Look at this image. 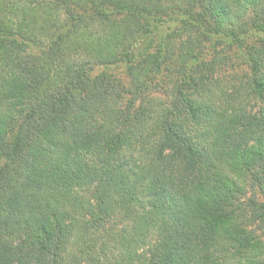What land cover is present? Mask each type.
Segmentation results:
<instances>
[{"label":"trees","instance_id":"obj_1","mask_svg":"<svg viewBox=\"0 0 264 264\" xmlns=\"http://www.w3.org/2000/svg\"><path fill=\"white\" fill-rule=\"evenodd\" d=\"M0 264H264V0H0Z\"/></svg>","mask_w":264,"mask_h":264},{"label":"rangeland","instance_id":"obj_2","mask_svg":"<svg viewBox=\"0 0 264 264\" xmlns=\"http://www.w3.org/2000/svg\"><path fill=\"white\" fill-rule=\"evenodd\" d=\"M237 73V74H240V76H242L245 72H246V69L244 68V66H236L234 69H228L227 70V74L228 75H233L234 73ZM235 177L237 178V180H239V183L240 184H249V181L248 180H245L243 178V176H240V178L238 177V175H235ZM245 191V195L243 196L244 200H246L250 195V191H247V189H244Z\"/></svg>","mask_w":264,"mask_h":264}]
</instances>
